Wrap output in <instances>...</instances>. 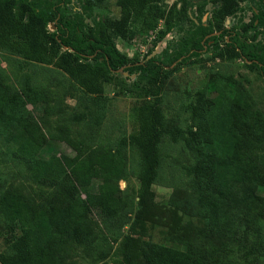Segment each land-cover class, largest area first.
<instances>
[{"label":"trees","instance_id":"trees-1","mask_svg":"<svg viewBox=\"0 0 264 264\" xmlns=\"http://www.w3.org/2000/svg\"><path fill=\"white\" fill-rule=\"evenodd\" d=\"M99 1L0 0V50L63 70L94 94L97 103L106 83H114L120 93L140 90L151 97L136 99L131 132L120 141L139 151L138 177L143 185L140 210L118 247L123 263L142 264L133 254L139 248L147 264H264V150L258 149L264 144V115L260 110L246 113L251 104L244 94H232V83L228 88L217 84L211 96L205 89L198 91L190 108L197 124L169 131L173 141H183L196 153L187 172L198 181L200 212L209 221L202 235L210 243L211 258L191 247L137 236L161 164L165 81L204 51L208 61L242 59L264 77V40L259 38L264 35V0H249L253 4L249 21L238 16L247 0H177L169 7L161 0H117L119 17L95 19L89 26L84 16ZM72 8L74 19L66 12ZM231 17L239 20L228 26ZM138 19L146 29L157 30L158 40L176 27L185 33L168 42L160 54L151 51L140 60L117 45L118 38L138 35L134 25ZM159 20H164L163 26ZM120 71L135 73L137 82L126 83ZM39 94L29 84L23 94L0 93V128L7 139L18 142L29 176L40 187L33 193L25 184H16L0 195L12 245L11 253L0 254V264H68L72 255L68 242L83 243L96 233L93 211L112 217L127 205L117 183L124 175L121 153L99 146L85 150L65 126L43 130L27 107L36 104ZM50 139L65 141L74 154L39 156ZM95 180L99 184L92 190Z\"/></svg>","mask_w":264,"mask_h":264},{"label":"rangeland","instance_id":"rangeland-1","mask_svg":"<svg viewBox=\"0 0 264 264\" xmlns=\"http://www.w3.org/2000/svg\"><path fill=\"white\" fill-rule=\"evenodd\" d=\"M175 1L161 0L160 4L169 7ZM74 4L78 7L77 1ZM251 5L249 0L243 2L244 10L238 16L249 21L253 16ZM74 10L66 11L73 19L76 18ZM109 15H121L117 0H100L85 14V24L91 26L95 19ZM237 20L228 18L227 25L232 26ZM134 25L138 35L130 40L118 38L117 45L130 57L140 60H144L151 51L160 54L168 42L178 41L185 33L176 27L164 40H158L157 30L146 29L142 19L136 20ZM163 25L164 20H161L160 26ZM50 28L56 29L53 23ZM259 38L264 40V35ZM208 55L204 51L199 57L180 66L164 83L162 110L165 114V132L160 143L161 164L159 175L151 187L148 213L137 234L142 240L154 243L182 249L194 248L206 259L211 258V248L202 231L209 221L200 212L197 178L187 172V167L196 162V153L183 141H173L169 131L175 126L185 130L195 126L198 119L193 117L191 104L196 101L200 90L205 89L210 96L215 95L217 84L225 88L230 87V83L234 84L232 94H244L251 104V108L245 112L251 114L260 110L264 115L262 74L250 69L242 59L208 61ZM119 75L130 85L138 80L135 73L120 71ZM0 82V93L5 96L23 94L28 84L39 90L36 104L28 103L27 107L41 121L43 130L65 126L85 150L99 146L121 153L124 175L117 183L127 205L112 217H102L94 210L93 217L98 222L96 233L83 243L70 241L67 245L72 252L68 264H124L118 247L130 232L140 210L143 185L138 177L142 167L139 151L131 145L121 146L120 141L131 132V107L137 98L150 99L149 94L140 90L120 93L114 83H106L105 93L97 103L94 94L87 93L63 70L37 61H26L21 54L7 50H0ZM46 107L53 111L46 113ZM258 149L264 150V144ZM74 152L73 147L65 141L50 139L39 156L47 158L52 153ZM28 171L18 142L7 139L0 128V195L16 184H25L33 193H37L40 187ZM98 184L99 180H95L90 188L97 190ZM11 252L7 217L0 206V254ZM133 254L140 263L147 264L139 248Z\"/></svg>","mask_w":264,"mask_h":264},{"label":"water","instance_id":"water-1","mask_svg":"<svg viewBox=\"0 0 264 264\" xmlns=\"http://www.w3.org/2000/svg\"><path fill=\"white\" fill-rule=\"evenodd\" d=\"M205 18H206V16H205Z\"/></svg>","mask_w":264,"mask_h":264}]
</instances>
